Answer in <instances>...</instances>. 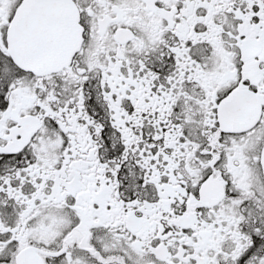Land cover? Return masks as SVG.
<instances>
[{
    "label": "snow or ice",
    "instance_id": "snow-or-ice-1",
    "mask_svg": "<svg viewBox=\"0 0 264 264\" xmlns=\"http://www.w3.org/2000/svg\"><path fill=\"white\" fill-rule=\"evenodd\" d=\"M0 264H264V0H0Z\"/></svg>",
    "mask_w": 264,
    "mask_h": 264
}]
</instances>
